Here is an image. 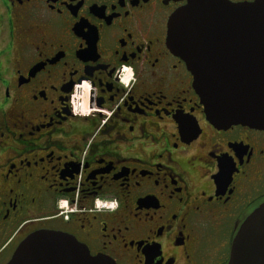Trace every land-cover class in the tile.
Segmentation results:
<instances>
[{"label":"flooded vegetation","instance_id":"1","mask_svg":"<svg viewBox=\"0 0 264 264\" xmlns=\"http://www.w3.org/2000/svg\"><path fill=\"white\" fill-rule=\"evenodd\" d=\"M187 5L0 0V264L43 230L116 264L229 263L264 130L207 119L168 45Z\"/></svg>","mask_w":264,"mask_h":264},{"label":"water","instance_id":"2","mask_svg":"<svg viewBox=\"0 0 264 264\" xmlns=\"http://www.w3.org/2000/svg\"><path fill=\"white\" fill-rule=\"evenodd\" d=\"M168 45L187 64L207 119L264 130V0H188L169 23ZM8 264H116L62 232L25 239ZM228 264H264V204L235 236Z\"/></svg>","mask_w":264,"mask_h":264},{"label":"built area","instance_id":"3","mask_svg":"<svg viewBox=\"0 0 264 264\" xmlns=\"http://www.w3.org/2000/svg\"><path fill=\"white\" fill-rule=\"evenodd\" d=\"M72 103H73V107H76V104L74 103V101ZM100 208H102V209H108V205L101 206Z\"/></svg>","mask_w":264,"mask_h":264}]
</instances>
